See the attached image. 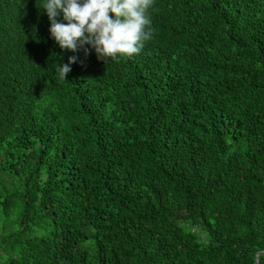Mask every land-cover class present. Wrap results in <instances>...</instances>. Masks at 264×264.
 I'll return each mask as SVG.
<instances>
[{
	"label": "trees",
	"instance_id": "trees-1",
	"mask_svg": "<svg viewBox=\"0 0 264 264\" xmlns=\"http://www.w3.org/2000/svg\"><path fill=\"white\" fill-rule=\"evenodd\" d=\"M43 3L0 0V264H264V0H154L106 64Z\"/></svg>",
	"mask_w": 264,
	"mask_h": 264
},
{
	"label": "clouds",
	"instance_id": "clouds-1",
	"mask_svg": "<svg viewBox=\"0 0 264 264\" xmlns=\"http://www.w3.org/2000/svg\"><path fill=\"white\" fill-rule=\"evenodd\" d=\"M153 5L154 0H44L40 9L46 12L50 35L61 49L83 50L87 57V45L106 64L134 58L153 39ZM61 16L66 23L58 20ZM76 62L73 55L67 64L58 65L61 80H67L70 65Z\"/></svg>",
	"mask_w": 264,
	"mask_h": 264
},
{
	"label": "water",
	"instance_id": "water-1",
	"mask_svg": "<svg viewBox=\"0 0 264 264\" xmlns=\"http://www.w3.org/2000/svg\"><path fill=\"white\" fill-rule=\"evenodd\" d=\"M254 264H256V261L254 262Z\"/></svg>",
	"mask_w": 264,
	"mask_h": 264
}]
</instances>
